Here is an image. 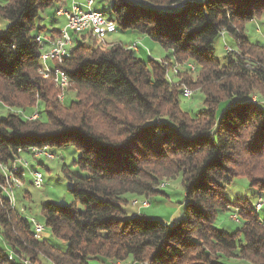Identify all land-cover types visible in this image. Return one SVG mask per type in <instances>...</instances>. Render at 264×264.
I'll list each match as a JSON object with an SVG mask.
<instances>
[{
	"label": "trees",
	"instance_id": "trees-1",
	"mask_svg": "<svg viewBox=\"0 0 264 264\" xmlns=\"http://www.w3.org/2000/svg\"><path fill=\"white\" fill-rule=\"evenodd\" d=\"M61 1L6 0L0 6L7 23L0 26V105L22 109L0 119V186L2 166L43 147L51 153L74 148V164L86 175L63 169L72 202L41 206L40 237L0 189L6 248L0 264H218L221 258L264 264V209L224 195L237 178H246L257 198L264 195V46L245 33L248 23L264 17V0H109L116 31L146 37L170 58L144 61L131 45L102 47L88 35L71 34L70 53L57 66L69 82L60 102L61 91L40 74L36 38L60 35L38 21ZM226 36L234 47L225 45L221 63L213 45ZM183 63L197 70L194 80L169 72ZM182 87L204 98L196 117L180 109ZM26 109L37 117H27ZM179 176L184 208L173 226L141 213L127 217L121 206L128 199L146 200L160 193L162 179ZM229 212L238 219L231 221L238 226L233 233L216 227L218 214Z\"/></svg>",
	"mask_w": 264,
	"mask_h": 264
},
{
	"label": "rangeland",
	"instance_id": "rangeland-1",
	"mask_svg": "<svg viewBox=\"0 0 264 264\" xmlns=\"http://www.w3.org/2000/svg\"><path fill=\"white\" fill-rule=\"evenodd\" d=\"M81 0L80 2H82ZM94 5L91 8L93 11L100 12L104 15L106 19L110 18V2L109 0H93ZM71 0H62V3L59 5L67 3V8H69ZM6 3V0H0V6H3ZM75 4V3H74ZM57 4H54L52 7L47 8L40 15V18L43 20H39L38 24L41 27H45L46 29L55 28L58 29L63 27V19H59L56 24H51V16L53 15L52 11L56 8ZM81 9L86 11V7L84 4L80 5ZM71 8V7H70ZM47 17V18H46ZM38 25V27H40ZM1 28H5L7 23L0 19ZM61 29V28H60ZM63 29V28H62ZM61 29V30H62ZM246 36L249 40L253 42H258L259 44L264 46V17L259 18L256 22H250L246 25ZM134 41L133 44L137 43L138 48L143 49L145 52L141 51L138 53L139 58L142 60H147L148 58H153L157 61H161L164 58H170V53L166 50L161 49L158 44L145 38L147 40L144 43H141V40ZM129 40H131V36L120 32L117 30L115 33L107 35L105 37V44H100L102 47H108L109 44H128ZM89 42V40H87ZM94 41V40H93ZM149 41V42H148ZM234 47L231 39L226 36L223 39L220 37L215 41L213 48L215 57L223 63L224 61V50L227 51L228 48L225 46ZM148 46V47H146ZM230 50V49H229ZM49 66H52L51 63H48ZM192 67V68H191ZM186 68L189 69V72L186 71ZM192 69V70H191ZM174 70H179V72L186 73L193 80L195 79V75L197 70L193 68V65L189 63H183L182 65H171L169 72H173ZM188 72V73H187ZM191 72V73H190ZM174 73V72H173ZM173 73H170V79L173 77ZM175 74V73H174ZM183 89L186 87H182ZM188 89V88H187ZM190 90V89H189ZM196 90V91H195ZM190 90L192 91V96L189 99L181 98L180 99V109L183 112L188 113L191 117H196L198 113L203 110V96L200 94L198 89ZM66 94V93H65ZM74 91H69L67 93V100H71L74 98ZM32 109V108H31ZM31 109H26L25 115L30 119H35L37 116L34 115V111ZM36 110V107L34 108ZM22 109L10 108L7 106L0 105V119H3L7 116L8 112L18 113L21 112ZM34 113V114H33ZM39 113L43 116L42 107L39 109ZM19 114V113H18ZM33 114V115H32ZM55 159L51 161L44 160L40 157L29 156L25 158L28 161L30 167L34 170H38L43 175V185L41 188H34L31 184V175L30 171L22 173L23 175H19L20 173L14 174L15 178H23V187L14 191L15 196V205L16 209L20 210L22 214L28 219H34L39 224L43 225V218L40 214L41 206L46 202H52L58 205H67L72 202V197L69 194L68 190L70 188V184L64 177V170L68 172L85 176L86 173L81 171L74 162L79 157V153L72 147H65L56 151ZM37 160L40 163L37 164ZM24 171V170H22ZM21 181V180H20ZM156 190L160 191V193H156L148 197V199L144 200L141 198L131 199V204L127 197V203L122 205V209L127 211V217H130L132 214L141 213L148 219L158 220L167 225H174L182 216H183V208H184V189L181 183V176L176 179H162L159 182V185L156 187ZM225 198L232 202L235 199H248L251 201H255L258 194L257 191L247 185L246 178H237L232 181L225 187ZM135 200H139L141 202L147 201L149 205L145 208H138L140 204L134 206L132 202L136 203ZM232 213H228L231 215ZM260 217H264V210L261 211ZM227 213H219L216 220V227L221 230H226L228 233H233L237 229V225L231 222L232 220L228 218ZM175 220H177L175 223ZM234 221V220H233ZM45 231H47L45 229ZM45 238L48 242H51L60 250L64 251L66 249V245L63 242H60L50 235H45ZM0 249L6 251L5 246L0 241ZM109 264L113 263L108 261ZM119 263V262H118ZM41 264H47L42 262ZM89 264H100L96 260H91ZM124 264H138L129 260ZM218 264H249L244 261H237L232 259L221 258L218 261Z\"/></svg>",
	"mask_w": 264,
	"mask_h": 264
},
{
	"label": "built area",
	"instance_id": "built-area-1",
	"mask_svg": "<svg viewBox=\"0 0 264 264\" xmlns=\"http://www.w3.org/2000/svg\"><path fill=\"white\" fill-rule=\"evenodd\" d=\"M84 5H89V7H93V0H83ZM73 6L70 10H64L63 8H59L56 10L55 14L60 15L65 20L64 26L70 31L71 34L75 35H88L92 39V32L95 31H116V26H110L108 21L104 18L103 14L99 12L97 15H77L73 14ZM94 21H105V29H95ZM93 40V39H92ZM36 42L40 46L41 53L39 55V59L43 60V72L47 75V80H50L54 87L59 90H64V75H66L63 71H61L57 66H60L64 61L57 60L55 58V48H63L65 52L70 53V49L72 47H64V41H58V47H51V42L47 41V38H36ZM131 50L137 51L138 44H132L130 46ZM48 63H51L52 66H49ZM186 94V93H184ZM59 101H63V98H59ZM36 115V114H34ZM37 116V115H36ZM30 155L34 157H40L44 160L51 161L55 159V154L51 153L46 147L42 149H31ZM13 170H24V176L26 171H30L31 175V184L34 188H41L43 185V175L38 170H34L28 164V161L24 157H18L16 160L10 165V167H1V172L5 178V184L7 183L8 172H12ZM24 178V177H23ZM23 178L21 180V187H13V191L20 189L23 187ZM12 203V202H10ZM134 206V201L132 202ZM148 203L140 204L138 208H145ZM253 209L256 212H260L264 209V195L259 196L255 202L253 203ZM231 220H234L238 223V219L236 214H232L230 216ZM28 221L31 223V228L34 233V236L40 237L44 234V226L39 224L34 219L29 218ZM111 264H121V263H111Z\"/></svg>",
	"mask_w": 264,
	"mask_h": 264
},
{
	"label": "bare ground",
	"instance_id": "bare-ground-1",
	"mask_svg": "<svg viewBox=\"0 0 264 264\" xmlns=\"http://www.w3.org/2000/svg\"><path fill=\"white\" fill-rule=\"evenodd\" d=\"M85 7H86V11H84L83 9H81V6L80 5L74 4V6H73V14H77V15H97V14H99V12L93 11L91 9L92 7H89V5H85ZM57 16H60V15H57ZM106 21H108V23L110 24V26H115V24L112 21H110L109 19H106ZM94 28L95 29H105V21H94ZM115 32L116 31H110V32L95 31V32H92V39L94 41H96L98 44H105V41H104L105 40V37L107 35L113 34ZM47 41L51 42V47H58V41H64V47H70V45H72L71 33L67 29V27H65V26H63V29L61 30L59 36H57L56 38L51 39V40H48L47 39ZM68 54L69 53L68 52H65L63 50V48H55V58L57 60H64V58L67 57ZM40 62H41V60H40ZM42 64H43V60H42ZM40 74L41 75L44 74L43 69L40 70ZM68 87H69V82L67 80L66 75H64V90L67 89ZM64 90H60L61 93L58 94V100H59V98H64V95H63V91ZM183 90H184L183 91V96L185 98H189L192 95V92L190 90H188V89H183ZM184 93H186V94H184ZM16 173H20L19 175L21 176V175H23L22 173H24V171H22V170H13L12 172H8V176H7V183L8 184H4V185H1L0 186V189L3 191V193L5 194V196L8 197L7 199H9V202H12V203H10V205L12 206V208H14L16 205H15L14 191H13V188L10 185H13V187H21V181H20V179L17 178L18 176L16 178L14 176V174H16ZM146 202L147 201H143V202H141V204H145ZM26 264H29V263H26Z\"/></svg>",
	"mask_w": 264,
	"mask_h": 264
},
{
	"label": "crops",
	"instance_id": "crops-1",
	"mask_svg": "<svg viewBox=\"0 0 264 264\" xmlns=\"http://www.w3.org/2000/svg\"><path fill=\"white\" fill-rule=\"evenodd\" d=\"M81 0H71V2H70V7H72V5H73V3H75V4H78V5H82V3H83V1L82 2H80ZM60 3H62V1L60 2ZM60 3H58L57 4V6H56V8H54L53 9V11H52V13H53V15L50 17L51 18V20H52V23L51 24H56L57 22H58V20L59 19H63L62 17H60V16H57L56 14H55V11L57 10V7L59 8H63V9H65V10H70L71 8L69 7V8H67V3L66 4H62V6H60L59 4ZM47 18V17H46ZM43 20V19H42ZM64 24H65V20L63 19V26H64ZM61 29L63 28V27H60ZM60 28H58V29H55V28H50V31L51 30H58V31H60L61 29ZM47 31H49V29H47ZM126 34H128V35H130L131 36V40H129V42H128V44H125V45H132L133 43H134V41H136L137 40V38H139L138 40H141V43L143 44L144 43V41L145 40H147V39H145L146 37H143V36H140V35H138V34H136V33H132V32H125ZM47 35H49L50 33H46ZM45 35V34H44ZM44 35H43V37H44ZM39 37V36H38ZM40 37H42V36H40ZM149 42V41H148ZM146 47H148V46H146ZM141 51H143V52H145L143 49H141V48H138V51H137V53H140ZM139 56V55H138ZM39 165V164H38ZM177 220H175L174 222H172V223H175ZM166 224H168V223H166ZM237 261H239V260H237ZM100 264H103V263H100Z\"/></svg>",
	"mask_w": 264,
	"mask_h": 264
}]
</instances>
